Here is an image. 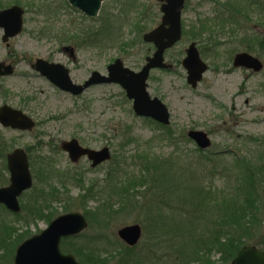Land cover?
Listing matches in <instances>:
<instances>
[{"label": "rangeland", "instance_id": "374dc122", "mask_svg": "<svg viewBox=\"0 0 264 264\" xmlns=\"http://www.w3.org/2000/svg\"><path fill=\"white\" fill-rule=\"evenodd\" d=\"M226 1L187 0L181 18L182 39L165 53L166 61L172 63L173 68L151 70L148 90L152 96L163 100L171 114L169 125L162 128L153 119L135 114L132 100L119 84L93 85L74 96L58 88L32 66L37 58L61 63L70 69L73 81L79 84L93 71L107 74V66L117 58L128 68L139 71L146 56L155 50L152 43L144 41L143 34L161 22V1L105 0L99 14L90 17L67 0H0V10L12 5L24 9L23 29L18 35L3 41L4 30L0 27V62L14 66L12 75H0V106L9 104L23 109L37 122L31 131L0 125V134L6 138L9 151L23 147L28 150L29 158H33V166L30 160L33 186L19 198L21 212H11L0 204V222L14 230L11 245L13 239L38 234L48 225L43 217L34 219L27 208L28 196L35 187L53 186L69 194V197L64 195L62 199L50 200V209H46L45 215L62 213L66 206L85 213L103 202L104 196L98 190L106 183L112 159L96 168L91 167L86 157L73 163L61 148L63 141L77 138L82 145L94 149L109 146L113 157L121 160L136 149L143 150L140 153L153 152L158 157H167L177 147L182 154L193 156L197 146L187 133L190 129H198L206 131L212 139V146L206 151L209 156L221 152L228 161L237 154L250 157L256 164L263 161L264 69L254 72L234 67L232 57L246 48V41L240 39L242 36L264 34V21L251 11L255 7L249 6L245 10L249 17L236 14L240 21H245L244 27L233 24L222 28L223 9L228 10ZM242 2L245 4L244 0ZM194 40L209 64L197 88L188 84L187 71L182 65L186 48ZM65 47L74 48V57ZM261 50L252 53L264 62V49ZM173 136H177V146L167 140ZM131 162L130 167H125L127 175L141 176L140 164L143 163L138 153L134 159L128 157L124 166ZM2 166L0 162V168ZM4 177L5 183L0 186L9 184L8 169L4 170ZM261 181H264V174ZM91 185L94 189L83 197L84 190ZM262 186L264 184H259L260 188ZM147 190L146 185L137 187L139 200L142 196L152 199L154 192ZM145 199L136 208L118 213L103 229L89 226L74 240L75 244H87L102 231L114 246L100 241V246L105 243L109 250L100 247L93 253L102 261L108 255L105 264H117L112 257L123 251L125 244L117 230L126 224H147L149 213ZM259 229L260 244L254 245L264 249V228ZM145 240L144 230L138 245L143 248ZM13 257V252L0 248V264H13ZM128 261L129 256L124 254L121 264Z\"/></svg>", "mask_w": 264, "mask_h": 264}, {"label": "trees", "instance_id": "16d2710c", "mask_svg": "<svg viewBox=\"0 0 264 264\" xmlns=\"http://www.w3.org/2000/svg\"><path fill=\"white\" fill-rule=\"evenodd\" d=\"M244 1L245 4L242 0L226 1L228 10L223 9L222 28L233 24L244 27L245 21H240L236 14L249 17L245 11L249 6H254L251 11L264 21V0ZM256 35L258 37L247 34L240 38L246 41L243 50L260 53L264 49V34ZM212 43L215 44V40ZM201 52L204 54L202 49ZM183 137L187 138L184 134ZM176 139L177 136H173L167 140L177 146ZM9 148L6 138L0 134V162L3 165L0 184L6 180L4 170H7ZM142 151L136 149L131 155L126 153L123 160L112 157L106 183L98 190L104 196L103 202L93 210H85L90 226L103 229L118 213L136 208L145 199L142 196L139 200L137 187L146 185L147 191L154 192L152 199L144 200L149 214L147 224H143L146 232L143 248L123 244V251L112 257L117 264H121L124 254L129 256L127 264H231L243 246L260 244L258 232L260 227L264 228V186L262 189L259 184H264L261 181L264 159L256 164L250 157L237 154L228 161L221 152L209 156L199 148L194 149L193 156L182 154L177 147L167 157H158L153 152L140 153ZM137 153L143 163L140 164L141 176H128L125 167H130L132 162L127 166L124 164L128 157L136 158ZM30 160L33 166V158ZM93 189L94 185L85 189L83 197L90 195ZM63 190L67 191L65 187ZM64 195L69 197L67 192L53 186L35 187L28 196L27 208L34 219L43 217L49 222L58 213L45 215L46 209H50L48 203L62 199ZM24 210L27 212L25 207ZM69 210L71 207L66 206L63 212ZM13 232L10 225L0 222V248L14 255L17 245L26 236L13 239L11 245ZM77 237L63 239L62 250L75 254L82 264H105L108 261V255L102 261L93 253L94 249L109 250L114 246L104 232H98L87 244H75ZM100 241L111 246L105 243L100 246Z\"/></svg>", "mask_w": 264, "mask_h": 264}, {"label": "water", "instance_id": "95a60500", "mask_svg": "<svg viewBox=\"0 0 264 264\" xmlns=\"http://www.w3.org/2000/svg\"><path fill=\"white\" fill-rule=\"evenodd\" d=\"M104 0H68L75 8L84 14L95 17L99 14ZM162 2L163 13L161 23L144 33L143 39L153 43L156 47L152 56L146 57V63L140 71H134L124 65L121 58H117L107 67L108 74L93 71L83 83H75L70 75V69L61 64L37 58L33 67L47 77L61 90L80 95L86 89L97 84H120L129 99L133 100V109L139 116L150 117L153 120L168 125L171 121L167 105L157 96H151L148 91V78L153 68H172L165 60V51L171 48L182 37V10L186 0H159ZM24 9L20 5L0 10V27L4 29L3 41L18 35L24 24ZM74 57V48L65 47ZM235 67H246L258 72L264 67L263 61L246 51L235 54ZM182 65L187 70V81L196 88L208 70V64L201 57L195 41L186 49V56ZM14 72L11 64L0 62V75H10ZM0 124L6 128L16 130H31L35 127V120L23 110L8 104L0 106ZM188 136L201 149L211 146L212 140L207 132L198 129L188 131ZM61 147L73 162L87 156L92 161V167L109 160L111 150L108 146L93 149L83 146L77 138L63 141ZM7 165L10 171V184L0 186V203L14 212L21 210L19 196L33 185L28 153L24 148L17 147L7 154ZM89 226V221L81 211H68L52 219L40 233L23 240L17 247L13 264H81L72 253H64L61 240L76 236ZM119 237L130 246L137 245L143 236V228L139 223L125 225L118 230ZM231 264H264V249L256 245L243 246Z\"/></svg>", "mask_w": 264, "mask_h": 264}]
</instances>
